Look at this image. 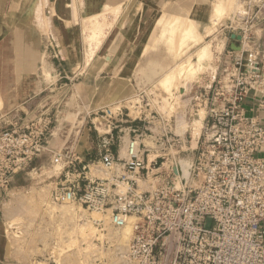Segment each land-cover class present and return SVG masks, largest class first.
I'll list each match as a JSON object with an SVG mask.
<instances>
[{
    "label": "rangeland",
    "instance_id": "1",
    "mask_svg": "<svg viewBox=\"0 0 264 264\" xmlns=\"http://www.w3.org/2000/svg\"><path fill=\"white\" fill-rule=\"evenodd\" d=\"M96 1L105 2L0 0V133L11 128L2 116L18 115L40 82L45 88L62 74L57 79L63 86L98 70L104 77L119 79L121 90L105 101L94 116L96 122L106 125L109 110L114 114L123 110L133 119H146V127L158 135L165 120L186 142V152L176 155V148L167 151L172 153L170 160H188L192 165L208 113L201 95L214 88L222 73L219 58L227 50L229 32L239 31L246 21L252 26L264 21V0L165 4L162 0H107L94 13ZM217 8L223 14H214ZM171 17L178 21L177 29L169 25ZM186 19L197 24L191 25L195 33L187 29ZM183 27L188 31L183 33ZM207 44L213 59L198 63V50ZM189 61L194 66L186 73L184 65ZM71 73L77 76L73 79ZM66 75L71 78H61ZM65 119L70 123L77 120L74 115ZM70 129L63 126L67 133ZM145 143L156 147L151 138ZM49 144L37 158L40 167L17 175L0 199V264H128L130 226L116 229L108 214L89 211L79 203L53 200L57 182L66 178L67 166L64 168L65 160L56 161ZM103 170L102 166L92 167V176L107 177ZM150 182L139 185L150 189Z\"/></svg>",
    "mask_w": 264,
    "mask_h": 264
},
{
    "label": "built area",
    "instance_id": "2",
    "mask_svg": "<svg viewBox=\"0 0 264 264\" xmlns=\"http://www.w3.org/2000/svg\"><path fill=\"white\" fill-rule=\"evenodd\" d=\"M252 29L249 21L240 27L241 41H253ZM258 90H264V74L256 49L226 67L201 95L208 113L187 180L167 152H186V142L165 120L158 135L147 127L134 130L128 159L115 158L119 127L109 110V130L99 135L101 163L106 173L122 165L128 174L95 177L88 166L79 168L83 161L75 153H55L67 171L53 200L108 214L116 229L130 226L128 264H264V125L243 107ZM57 113L2 116L11 128L0 133V199L47 150ZM147 138L156 147L146 145ZM137 179L151 180L150 189Z\"/></svg>",
    "mask_w": 264,
    "mask_h": 264
},
{
    "label": "crops",
    "instance_id": "3",
    "mask_svg": "<svg viewBox=\"0 0 264 264\" xmlns=\"http://www.w3.org/2000/svg\"><path fill=\"white\" fill-rule=\"evenodd\" d=\"M106 1L107 0L102 3L96 1V6H94L95 9L92 11H94V13H98V11H100V7L102 8ZM162 1L164 4L174 1L183 3L188 2V0ZM177 10V6L174 7L173 11L176 12ZM234 35L241 36V32H229L228 43L226 41L227 50L219 58V68L221 72L226 67L233 65L237 59L246 58L248 51H254L257 49L264 74V21H260L258 24L253 26V41L251 42L239 41L237 38H234ZM237 47H239V49H237ZM61 75L62 74L56 75L54 83H51L45 88H42L43 83L40 82L34 93L35 95L31 96L28 101L22 105L20 109H18L17 113L18 116L25 118L32 117L39 113L55 115L56 110H58V121L56 123V127L54 128L53 136L50 138V152L53 154L65 153L69 150L70 153H75V155H78L83 161V164H78L79 168L83 165L88 166L91 171L90 174L92 175V167H103L101 163V147L99 138V135L102 134L100 128L103 126L105 128L104 132L109 130L107 129V125H100V123L96 122L98 118L94 116L102 109L105 101H110L108 100L110 95L120 92V80L112 76L104 77L102 74H98L97 70L96 72L80 77V79L76 82L71 80L70 84L68 83L62 86L59 83V80L61 79H57ZM71 75H74V73H71ZM76 76L77 75H74L73 79ZM61 78L69 79L71 77L70 75H66ZM41 94H43V96H41ZM61 106L63 107L62 111ZM243 107L247 116L255 117L262 125H264V90L252 91L244 101ZM124 110L126 112L128 109L125 108ZM69 115H74L77 120L71 121L72 123H70V121L65 119L66 116ZM115 115L119 128L114 130L116 144L113 147V153L114 157L123 163V161L128 159L127 147L131 137L133 136V131L137 130L138 132H145L146 119H133L130 113H124L123 110ZM62 125L71 126L68 133L63 130ZM69 143H73V146H68L67 144ZM46 154H48V152H46L45 155ZM262 157L264 158V154ZM149 160L152 159L149 158ZM39 163L40 158L37 160L35 159L31 166V171H36V169L40 167ZM65 166H67V162H65L64 168ZM121 166L118 167L117 171H109V173H106L105 168L103 167V172L108 176L127 175L128 173L125 170H121ZM64 171L66 170L64 169ZM29 174H32V172ZM54 176L55 175H53V177ZM65 176L66 174L64 175V178ZM55 178L58 180L60 177L56 176ZM137 181L138 184L139 182H144L142 179H137ZM57 184L59 185L60 183L57 182Z\"/></svg>",
    "mask_w": 264,
    "mask_h": 264
},
{
    "label": "bare ground",
    "instance_id": "4",
    "mask_svg": "<svg viewBox=\"0 0 264 264\" xmlns=\"http://www.w3.org/2000/svg\"><path fill=\"white\" fill-rule=\"evenodd\" d=\"M140 6V5H139ZM223 9V8H222ZM224 10V9H223ZM221 12V8H217L216 10H215V13L214 14H216V15H218L219 13ZM222 13V12H221ZM213 14V15H214ZM223 14V13H222ZM215 15V16H216ZM174 16V15H173ZM172 16V17H173ZM172 17H171V19H172ZM179 18V17H178ZM92 18H90V20H91ZM170 19V18H169ZM179 20H180V18H179ZM188 19H186V21H184V23L186 24V23H188L189 25H186L185 26V24L183 25V26H185V28H187L188 30H190L191 32L192 31H194V33L196 32L195 31V26L194 27H191V25L193 26V25H195L196 23L193 21V19L192 20H188ZM167 21V20H166ZM165 21V22H166ZM170 21V22H169ZM168 22H169V25H170V23L171 24H174L175 25V27H174V29H177V27H178V21L177 20H174V18L172 19V21L171 20H169ZM87 22V21H86ZM165 22L163 23V24H165ZM183 22V21H182ZM176 23V24H175ZM221 23V22H220ZM83 24H84V22H83ZM87 24V23H86ZM168 25V26H169ZM181 25V20H180V23H179V26ZM197 25V24H196ZM216 25V24H215ZM218 25L219 24H217L216 25V27H218ZM87 26V25H86ZM163 26H166V25H163ZM86 29H88V27L86 28ZM86 29H84L85 31H86ZM90 29V28H89ZM162 29V28H161ZM173 29V28H172ZM174 29H173V32H174ZM179 29V28H178ZM187 29H184V27L181 29V30H183V33H184V30H187ZM90 30H92V29H90ZM89 30V31H90ZM164 30V29H163ZM187 30V31H188ZM215 30V29H214ZM93 31V30H92ZM171 31V30H170ZM176 31V30H175ZM177 31H179V30H177ZM186 31V33H188ZM163 32V31H162ZM210 32V31H209ZM90 33H91V31H90ZM89 33V34H90ZM193 33V34H194ZM174 35V34H173ZM201 35V34H200ZM89 36V35H88ZM176 36V35H175ZM193 36H195V34L193 35ZM199 36V35H198ZM197 36V37H198ZM89 38H91V37H89ZM202 38H203V35H202ZM202 38H201V40H202ZM92 39V38H91ZM91 39H89V40H91ZM93 39H94V37H93ZM200 40V41H201ZM92 41V40H91ZM94 41V40H93ZM177 41H178V39H177ZM199 42V41H198ZM91 45H92V42H91ZM211 46L210 45H204V46H202L201 48H199V50H198V56H197V62L198 63H201V62H204V61H206V60H211V59H213L212 58V55H213V53H212V51H211V48H210ZM189 60V58L187 59V61ZM184 63V62H183ZM184 65V64H183ZM177 66L179 67L180 65H178L177 64ZM176 66V67H177ZM182 66V65H181ZM180 66V67H181ZM194 66V63L193 62H187L185 65H184V67H185V69H187V71H186V73L188 72V70H189V72L190 71H192V67ZM184 67H183V69L182 68H180L181 70H184ZM208 67V66H207ZM179 71V70H178ZM180 72H182V71H180ZM188 72V73H189ZM173 73V72H172ZM176 73H174V75H175ZM181 74V73H180ZM170 77V78H172V79H174L173 77H171L170 76V74H167V77ZM187 76V75H186ZM167 77H165V79L168 81V79H169V82H170V78H167ZM161 80H163V79H161ZM166 81V83H168ZM162 82V81H161ZM160 82V83H161ZM172 82V81H171ZM168 85V84H167ZM172 86V85H171ZM172 89V88H171ZM1 101V100H0ZM201 122V121H200ZM196 138V140L198 139V137H195ZM151 157H155V156H151ZM179 165V168H180V172H181V175H182V177H183V179L184 180H187L188 179V177H189V174H190V168H191V162L190 161H188V160H182V161H180V163L178 164ZM96 215V214H95ZM128 228V227H127ZM127 228H125L126 230H127ZM129 229V228H128ZM130 231V229L129 230H127V237H128V241H129V237H130V233L131 232H129ZM127 251H128V249H127ZM127 254V253H126ZM125 259H126V256H125ZM127 261V260H126ZM128 263V262H127Z\"/></svg>",
    "mask_w": 264,
    "mask_h": 264
},
{
    "label": "water",
    "instance_id": "5",
    "mask_svg": "<svg viewBox=\"0 0 264 264\" xmlns=\"http://www.w3.org/2000/svg\"><path fill=\"white\" fill-rule=\"evenodd\" d=\"M234 38L236 39H238L239 41H241L242 40V36H237V35H234ZM237 49H239V47H237Z\"/></svg>",
    "mask_w": 264,
    "mask_h": 264
}]
</instances>
